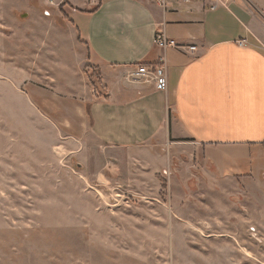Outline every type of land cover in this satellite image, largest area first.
<instances>
[{
    "label": "rangeland",
    "instance_id": "374dc122",
    "mask_svg": "<svg viewBox=\"0 0 264 264\" xmlns=\"http://www.w3.org/2000/svg\"><path fill=\"white\" fill-rule=\"evenodd\" d=\"M14 2L0 0V264H264V169L221 179L192 151L105 147L76 106L98 70L39 79L55 75L45 52L29 61L47 32Z\"/></svg>",
    "mask_w": 264,
    "mask_h": 264
},
{
    "label": "crops",
    "instance_id": "0c3cea01",
    "mask_svg": "<svg viewBox=\"0 0 264 264\" xmlns=\"http://www.w3.org/2000/svg\"><path fill=\"white\" fill-rule=\"evenodd\" d=\"M19 1L14 3L31 13V29L47 32L44 51L29 61L45 52L42 70L54 69L55 75L43 72L39 79L57 83V70L61 78L68 69L79 72L82 63L98 70L100 92L93 95L88 87L76 106L105 147L187 150L221 179L260 176L264 0H232L216 9L207 1L168 0L164 6L151 0ZM60 4L62 16L56 12ZM158 33L186 48H160L154 42ZM190 45L197 49L189 51ZM162 60L166 91L153 80L132 77L139 65Z\"/></svg>",
    "mask_w": 264,
    "mask_h": 264
},
{
    "label": "built area",
    "instance_id": "2783aa9c",
    "mask_svg": "<svg viewBox=\"0 0 264 264\" xmlns=\"http://www.w3.org/2000/svg\"><path fill=\"white\" fill-rule=\"evenodd\" d=\"M161 6L166 5L168 0H151ZM182 3L191 4L196 1H207L210 4L211 9H216L219 5H229L232 0H178ZM155 44L160 48H177L184 49L186 46L179 44V42L175 39H170L166 37L163 33L156 34ZM189 51H195L197 47L195 45H190L187 47ZM132 77L136 81L142 80H153L156 84L158 90L166 91L168 88V79L166 74V67L163 60L159 63L155 64H146L139 65L136 71L132 74Z\"/></svg>",
    "mask_w": 264,
    "mask_h": 264
}]
</instances>
